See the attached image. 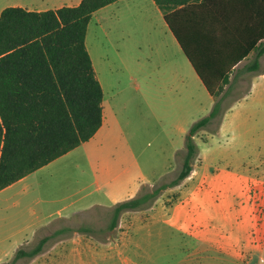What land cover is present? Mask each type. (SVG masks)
I'll return each mask as SVG.
<instances>
[{"label": "rangeland", "instance_id": "1", "mask_svg": "<svg viewBox=\"0 0 264 264\" xmlns=\"http://www.w3.org/2000/svg\"><path fill=\"white\" fill-rule=\"evenodd\" d=\"M11 1L0 0V7ZM160 23L153 8L122 0L92 17L86 34V46L103 88L109 134L120 140L115 146L119 156L132 152L150 175L154 173L155 178L144 184L143 192L177 176L189 133L188 129L181 139L178 128L181 115L178 106L186 102L185 98H167V106H162L153 94L158 67L162 74H170L171 65L178 58L176 50L165 42ZM253 57L242 66L251 63ZM166 59L169 63L163 66ZM260 61L259 70L264 69V54ZM255 73L246 71L242 80L231 84L232 96L225 101L226 105L241 99L252 79L257 81L247 101H236L229 114L232 120L229 128L218 132L224 116L221 112L191 136L196 154L186 179L161 189L148 207L122 211L112 229L108 226L114 205L87 208L74 204L52 217L21 245L30 249L47 237L42 251L31 259H18L15 264H264V246L250 248L249 239L243 240L238 255L232 256L203 244L166 221L171 207L180 203L185 218L195 222L201 186L208 183L205 175L211 174L213 167L234 172L250 169L254 175L238 199H247L252 204L249 225L253 240L264 244V191H258L264 188V74L258 78ZM189 106L190 115L197 117L198 112ZM175 145L178 147L173 155ZM72 156L53 176L59 181L65 178V170L69 172V190L59 195L68 193L70 200L80 196L78 175L70 174L78 172L73 166L81 163L80 151ZM100 198L94 193L91 200ZM80 227L92 231L82 232ZM12 255L0 264L8 262Z\"/></svg>", "mask_w": 264, "mask_h": 264}, {"label": "trees", "instance_id": "2", "mask_svg": "<svg viewBox=\"0 0 264 264\" xmlns=\"http://www.w3.org/2000/svg\"><path fill=\"white\" fill-rule=\"evenodd\" d=\"M117 0H80L54 10L8 6L0 12V189L32 173L90 139L102 123L103 90L85 44L92 14ZM207 92L217 97L232 67L256 52L249 71L264 53V0H153ZM210 112L189 127L177 176L153 190L140 186L133 197L114 204L108 229L119 214L149 206L159 191L177 185L192 171V135L219 116ZM80 231H92L80 227ZM21 245L4 264L31 259Z\"/></svg>", "mask_w": 264, "mask_h": 264}, {"label": "crops", "instance_id": "3", "mask_svg": "<svg viewBox=\"0 0 264 264\" xmlns=\"http://www.w3.org/2000/svg\"><path fill=\"white\" fill-rule=\"evenodd\" d=\"M120 1L122 0H117L101 7L92 14V17L97 16L98 13L108 7L117 6ZM132 1L143 3L145 6L153 8L155 13H158L161 21L159 29L167 39L165 42L171 50H176L178 58L171 65L170 74H164V72L162 74L160 66L158 67L159 74L156 78L153 94L158 97L157 100L162 106H167V98L174 96L185 98L186 102H182L178 106L181 113L178 117V128L180 129L181 139L189 127L195 121L202 118L200 114L205 116L210 112L215 101H219L220 111L224 112L218 132L229 128L230 124H232L229 114L232 113L233 108L237 104L236 101L241 99L247 101L248 96L253 93L252 91L256 87L257 81L252 79L246 92L242 93L241 99H236L231 104L226 105L225 101L232 96L231 84L239 82V80H242L243 74L246 71L249 72L246 67L255 60L256 52H251L232 67L229 73V82L224 84L217 97H214L207 92L201 83L180 45L165 23L163 13L154 1ZM79 2L80 0H12L11 3H6L0 7V12L8 6L45 11L49 9L54 10L64 5L75 6ZM263 54L257 58L258 67L254 70L255 74L258 73L256 75L258 78L264 74V69L260 68L259 70L260 59ZM252 56H254L252 62L242 66ZM167 63L169 62L166 59L163 66ZM94 72L98 79L95 70ZM257 77L255 78L257 79ZM190 87L193 90L190 91ZM189 104L198 112L197 117L190 115ZM225 106L228 107L225 108ZM108 119L102 100V123L90 139L32 173L0 189V263L10 257L16 248L30 239L38 228L48 223L52 217L61 215L62 212L67 211L74 204H81L87 208L114 205L119 201L133 197L138 193L142 184L155 178L154 173L150 175L142 167L138 156H134L132 152L119 156V151L115 146L120 140L119 137H110L107 126ZM177 147L178 145H175L172 149L173 155ZM79 151L80 156L78 157L81 159V163L73 166L78 172L70 174L71 176L78 175V184L80 185L78 192L80 196L77 199L70 200L68 193L64 194L63 197L59 195L60 192L65 193L69 190L67 188L69 184L67 175L69 172L65 170V178L59 181L55 180L53 176L56 169L64 168L62 165L67 161L66 159H70L69 157H73L72 155ZM253 175L254 172L250 169L248 172H234L228 169H215L213 167L212 173L205 175L208 183L201 186L195 222H192L193 220L189 218H185L186 212L183 211L184 208L180 203L171 207L170 215L166 217V221L171 226L188 232L193 238L203 244L206 243L217 251L227 252L232 256L238 255L243 240L249 239L250 248L264 246V244L259 245L253 240L254 237L249 225V209H252V204L247 199H238L239 194L247 190V182ZM63 184L65 185L64 188ZM258 191H264V188H259ZM94 193H97L101 198L91 200ZM263 199L264 193L262 194V201Z\"/></svg>", "mask_w": 264, "mask_h": 264}]
</instances>
